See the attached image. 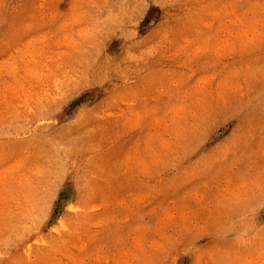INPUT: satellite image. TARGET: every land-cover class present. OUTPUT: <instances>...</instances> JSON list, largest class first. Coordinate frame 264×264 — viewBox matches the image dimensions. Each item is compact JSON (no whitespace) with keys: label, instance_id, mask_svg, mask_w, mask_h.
Segmentation results:
<instances>
[{"label":"rangeland","instance_id":"374dc122","mask_svg":"<svg viewBox=\"0 0 264 264\" xmlns=\"http://www.w3.org/2000/svg\"><path fill=\"white\" fill-rule=\"evenodd\" d=\"M0 264H264V0H0Z\"/></svg>","mask_w":264,"mask_h":264}]
</instances>
